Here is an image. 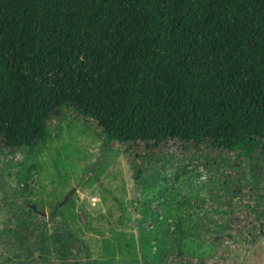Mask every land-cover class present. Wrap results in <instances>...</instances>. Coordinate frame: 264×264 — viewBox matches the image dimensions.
Wrapping results in <instances>:
<instances>
[{
    "label": "trees",
    "instance_id": "16d2710c",
    "mask_svg": "<svg viewBox=\"0 0 264 264\" xmlns=\"http://www.w3.org/2000/svg\"><path fill=\"white\" fill-rule=\"evenodd\" d=\"M65 113L102 147L262 152L264 0H0V148Z\"/></svg>",
    "mask_w": 264,
    "mask_h": 264
},
{
    "label": "rangeland",
    "instance_id": "374dc122",
    "mask_svg": "<svg viewBox=\"0 0 264 264\" xmlns=\"http://www.w3.org/2000/svg\"><path fill=\"white\" fill-rule=\"evenodd\" d=\"M49 129L0 148V264H264V150L102 147L70 113Z\"/></svg>",
    "mask_w": 264,
    "mask_h": 264
}]
</instances>
